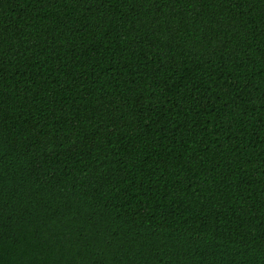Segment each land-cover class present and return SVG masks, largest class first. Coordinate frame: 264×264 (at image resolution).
I'll return each mask as SVG.
<instances>
[{"label": "trees", "instance_id": "1", "mask_svg": "<svg viewBox=\"0 0 264 264\" xmlns=\"http://www.w3.org/2000/svg\"><path fill=\"white\" fill-rule=\"evenodd\" d=\"M0 264H264V0H0Z\"/></svg>", "mask_w": 264, "mask_h": 264}]
</instances>
